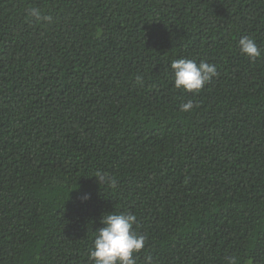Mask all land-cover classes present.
I'll return each mask as SVG.
<instances>
[{
    "label": "trees",
    "instance_id": "16d2710c",
    "mask_svg": "<svg viewBox=\"0 0 264 264\" xmlns=\"http://www.w3.org/2000/svg\"><path fill=\"white\" fill-rule=\"evenodd\" d=\"M111 212L136 264H264V0H0V264H91Z\"/></svg>",
    "mask_w": 264,
    "mask_h": 264
},
{
    "label": "clouds",
    "instance_id": "9594fccd",
    "mask_svg": "<svg viewBox=\"0 0 264 264\" xmlns=\"http://www.w3.org/2000/svg\"><path fill=\"white\" fill-rule=\"evenodd\" d=\"M27 12L29 16L40 17L38 9H28ZM238 45L240 51L250 59L261 55L255 41L248 36L241 37ZM170 68L174 86L187 92H198L217 75L214 64L205 61L198 63L194 59H175L171 62ZM136 79L141 82L140 77ZM180 107L181 111L188 112L194 105L192 101H188ZM95 178L99 184H115L112 177L102 172H98ZM84 199H87V196ZM135 219L134 215L125 213L102 214L100 223L103 227L96 231L89 250L91 264H136L134 253H139L144 248L146 237L134 231ZM230 264H234V261H230Z\"/></svg>",
    "mask_w": 264,
    "mask_h": 264
}]
</instances>
